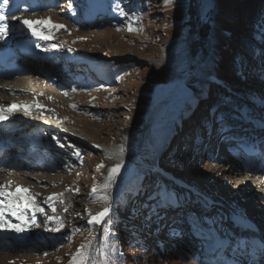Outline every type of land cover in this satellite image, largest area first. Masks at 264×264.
Segmentation results:
<instances>
[{"label": "rangeland", "instance_id": "rangeland-1", "mask_svg": "<svg viewBox=\"0 0 264 264\" xmlns=\"http://www.w3.org/2000/svg\"><path fill=\"white\" fill-rule=\"evenodd\" d=\"M193 2L197 20H209L213 26L217 42L214 49L221 52L218 58L212 50L205 52L192 34H184V0H153L135 16L130 0H121L125 11L121 18L115 17L119 10L106 0H48L32 11L36 21H45L41 25L50 24L54 41L46 50L59 62L47 65V71L42 72L43 65L14 57L13 61L32 70L17 68L21 77L0 78V103L39 94L45 101V115L65 124L66 130L87 146L63 142L54 132L50 136L55 146L40 149V163L27 159L23 152L0 155V184L16 182L42 195L54 193L62 198L55 203V211L50 210L58 220L37 225L45 237L31 244L26 240L22 246H0V263L70 264L80 246L86 245L78 264H202L196 240L187 232V209L182 204L198 202L196 196L200 194H192L196 191L224 204L226 208L208 207V214L225 230L231 229L229 210L250 214L260 226L257 238L264 246V199L255 187L264 179H257L264 175V154L250 157L230 153L221 139L226 129H216L217 125L232 127L239 117L250 124L256 117L252 112L255 107L264 117V44L259 52L239 47L240 41L250 42L258 33V25L251 19L252 9L239 7L241 0ZM48 15L50 21L46 20ZM53 25L65 27L57 29ZM253 43L252 48L256 46ZM170 49L164 55L163 51ZM234 56H240L246 64L239 76L227 74ZM74 57L88 63L75 69L71 62ZM161 57L165 62L160 65L165 69L158 64ZM206 63L215 65L216 76H225L241 87L244 96L233 98L225 88L217 87L219 95L228 97L225 103H214L208 93L212 87H203L198 78ZM56 70L61 73L58 79L69 85L47 80V75ZM150 76L155 78L152 84ZM193 81L199 87L197 95L205 91L201 98L190 101L189 84ZM246 93L258 96L261 103L250 104ZM155 133L162 135L160 141ZM114 146L139 157L129 170L119 171L116 180L114 175L109 181L117 158L100 149ZM152 174L160 176L166 188H152ZM161 189L175 193L172 206L160 205L157 198L156 207L153 196ZM109 201L114 202L111 215L101 224L86 223L87 210ZM137 201L143 206L130 217L129 207ZM122 222L132 229L126 237L138 238L139 246H128L117 236L118 231H125L120 228ZM248 249L244 258L241 255L233 260L230 254L223 255L222 262L213 264H254L249 261L255 257ZM121 255L124 262H109Z\"/></svg>", "mask_w": 264, "mask_h": 264}, {"label": "bare ground", "instance_id": "bare-ground-1", "mask_svg": "<svg viewBox=\"0 0 264 264\" xmlns=\"http://www.w3.org/2000/svg\"><path fill=\"white\" fill-rule=\"evenodd\" d=\"M13 60L11 62H9L8 65L3 69L4 74L6 73L8 75H13L14 73H17V68L18 69H29L30 71L32 70L31 68H29V67L27 68V66L22 65L20 62H16V60L15 61H13ZM46 71H47V64H43L42 72H46ZM18 75L20 77L22 76V74H20V73H18ZM25 104H27V107L32 106V105H29L30 104L29 102L25 103ZM28 112H30V114H27L20 121V123L22 124L20 127H22V129L27 130L29 132L31 131L34 134H38V131H37L38 125L36 123L37 121H36V118L33 117L34 116L33 114H35V113H34V111H32V108H28ZM54 131H56L60 134V138L63 140V142L69 141V142H75L76 144H81V145L87 146V143L85 141H83L81 138H79L75 134L71 133L70 131L62 130V129H61V131H60V129H55ZM154 135H155L156 139L158 138L159 141H160V139H162L161 134L155 133ZM37 138L43 144L44 147L55 146L56 141L53 137L50 136V132H48L46 135L39 134L37 136ZM91 148L96 149L94 146H92ZM100 150L105 155L117 158L116 164L119 163L122 165L120 171L129 170V167L134 165V163L137 162L138 157H139V156L135 155V152H133V153L127 152L122 147L114 146V147L102 148ZM136 150L137 149H135L134 151H136ZM262 151L264 153V149ZM260 156H262V155H260ZM4 171H5V169H4ZM118 174H120V173L118 172ZM118 174H115L116 176H115L113 181L116 180ZM260 176H264V175L260 174L259 176H257V179L260 178ZM248 177H251V176H248ZM110 185H112V182L110 183ZM23 186H25V185H23ZM255 187H258L259 190H264V179H261ZM26 188L29 189L28 187H26ZM29 191L31 193L37 194L35 202H34L35 205H37L39 208L44 209V212H40V211L34 212L33 209H31V208L30 209H24L23 207H21L24 209L25 217L29 221V223H28L29 229H28L27 233L23 235L24 237H23L22 241L24 242V241L28 240V242L31 244V243L38 241L39 239H42L43 237H45V235L43 234L42 228H40L37 225L39 222H42V224L43 223L44 224L49 223L50 221L47 219L48 216H53V217L58 216V215L50 214V210H52L55 206V203L58 201H61L62 198L59 197L57 194H54V193H47L45 195H42L41 192H39V191H33L32 189H29ZM240 192L241 191L236 192L235 196L239 195ZM112 196H113V194H112ZM48 197H52V199L48 200ZM196 197H197L198 202H196L195 204L186 203V202L182 201V204L187 209V212H186V217H187L186 222L187 223L192 222V221L203 222L205 220L204 216L208 214L209 205H207V203L205 201H203L202 197H200V196H196ZM256 197H257V195H256ZM260 198L263 199L262 196H260ZM112 199H113V197H112ZM199 200H201L200 204H199ZM22 203L23 202L21 201V204ZM107 204L111 205L113 203H112V201L111 202L109 201ZM102 207H104V205L100 206L98 208H93V209L91 208L90 210H87L86 220L88 221V219L90 217H92L93 215H95L97 210L101 209ZM246 248H249L248 245H247V247H245V249ZM257 252L258 253L256 254L255 259L253 258L254 260L251 259L249 261H253L254 264H264V248L258 249ZM242 257L244 258L245 255L242 254ZM199 259H200V262L202 264H213V262L219 263V262L223 261L219 255H217V256L215 255L214 257H211V258L206 257V256H200ZM212 260H213V262H212ZM0 264H7V263H0ZM225 264H237V263L234 262V263H225Z\"/></svg>", "mask_w": 264, "mask_h": 264}, {"label": "trees", "instance_id": "trees-1", "mask_svg": "<svg viewBox=\"0 0 264 264\" xmlns=\"http://www.w3.org/2000/svg\"><path fill=\"white\" fill-rule=\"evenodd\" d=\"M153 0H130V6L132 9V14L133 16H135V14H137L138 12H141V10L143 11V9L148 8L150 6V3ZM186 2L185 4V17L184 20L181 24V26H183V32L185 35H190L192 34L193 37H195V41H200L202 43L203 46V50L205 52L210 53L211 50L214 51V56L215 57H219L220 55V49H214V46L217 45V42L215 41V38L212 35L213 32V26L211 24V22L209 20L207 21H203L200 17L197 20V16H196V10H195V4L193 2V0H184ZM106 2L109 4V6L114 8L116 7L119 12L116 14V18H121V16L123 15V13H125L124 9H121V0H114V3H112V0H106ZM245 5V6H244ZM239 7L244 8V11L248 8L252 9V13H251V19L253 18L254 22L257 23L258 25V33H256L257 35L254 37L255 39L250 42H244V41H240L239 42V47L240 48H247L248 50H251L252 52H259L258 48L259 46H261L262 44H264V0H241V4L239 5ZM172 28V27H170ZM260 38V39H259ZM253 42H255L256 46L254 48H252V45L254 44ZM147 48V45L145 46V49ZM252 48V49H251ZM147 51V50H146ZM250 54V53H249ZM235 57V59H233ZM232 57V62L230 63L229 67H228V73L230 76H239L241 74V67H243L245 64V61L243 60V58H241L240 56H234ZM250 59L253 58L252 55H250L249 57ZM256 61L258 62V59H256ZM257 65H259V63H257ZM118 69H121V66H117ZM131 68V67H129ZM118 71V70H117ZM228 76V75H227ZM154 77L150 76V81L149 84L154 83ZM155 86V85H154ZM189 87L191 88V95L190 98H195L197 97V99L201 98L199 97L200 94L197 95V92L199 91V87L196 85V82L193 81L192 83L189 84ZM211 92V96L212 99L214 101V103H225L227 102L226 99L228 96H224L219 95L217 88H208V93L210 94ZM250 94V93H249ZM250 99L254 100V101H259L260 99L258 98V96L256 95H251L250 94ZM136 110H138L137 114L139 113L140 108L136 107ZM136 114V115H137ZM172 151V150H171ZM171 153V152H170ZM150 180V186L152 188H156L159 186H163V188H166L165 185H163V180L160 176L156 175V174H152L149 178ZM155 205L156 207H158V203L157 202V198L154 199ZM143 206V203H133L130 205L129 207V216L130 217H134L136 215L137 212H139L140 207ZM147 216V214H146ZM147 218V217H146ZM121 229L125 228V231H123V233H120V231L117 232V236L125 239L126 243L128 244V246L131 247H136L139 246L140 243H137L138 238L136 237H130L127 236L126 237V232L130 233L131 232V228L129 229L128 223L122 222L121 223ZM92 235V234H91ZM139 236H141L139 234ZM111 250L112 247H111ZM136 258L137 256L134 255ZM124 256L121 255V258H114L116 260H114L113 258H111L109 260V262L114 263L113 261L120 263V260H122L121 262L125 261V258H123Z\"/></svg>", "mask_w": 264, "mask_h": 264}, {"label": "snow or ice", "instance_id": "snow-or-ice-1", "mask_svg": "<svg viewBox=\"0 0 264 264\" xmlns=\"http://www.w3.org/2000/svg\"><path fill=\"white\" fill-rule=\"evenodd\" d=\"M2 5L3 7H0V38H4L7 36L8 33V24H7V19L8 17L5 14L4 9L8 8L9 6V0H2ZM13 20L20 19L21 23L25 26H27L33 36H38L40 39H49V36L47 35H42L41 33L37 32L33 28V23L35 24H42L45 23V21H30L28 19H22L20 17H17L13 15L11 17ZM54 28H63L65 27L64 25H53ZM131 30V29H130ZM53 48L57 47L56 45H52ZM39 106V105H38ZM23 107L25 114H28V108L26 105H17V104H12L8 107H0V121H4L8 118V114L11 113L13 110ZM42 107V106H41ZM75 107V106H74ZM101 165L100 167H102ZM122 165L121 164H116L113 168L110 169V174L108 176V180L111 181L114 177L115 174H117ZM10 186L9 185H0V229H3L5 226L8 228L17 231V232H22L24 231V226H26L29 221L25 218L24 215L20 214L17 209L23 207L24 209H33V211H40L44 212V209L39 208L37 205H35V199L36 195L35 193H31L29 189L27 188H22L20 186H17L15 191L10 192L7 190V188ZM78 191V189H77ZM96 192V188H92V193ZM153 198H158L160 205L170 207L176 200L175 193L169 192L167 189H161L158 190L156 193H154ZM52 197H48V200H51ZM21 201L23 202L21 204ZM9 215L16 216L18 220L21 221L20 224H10L6 221L5 218V213ZM53 211H55V208H53ZM67 211V209H65ZM108 208L105 207L104 210L97 215L93 216L88 223H100L101 218L105 217L108 215ZM47 219L49 221L51 220H58L57 217L53 216H48ZM60 227H63L61 224ZM59 231V228L57 229ZM86 248V245H81L80 248L77 250L76 254L73 255L72 260L70 261V264H78L79 258L82 257L83 250Z\"/></svg>", "mask_w": 264, "mask_h": 264}]
</instances>
